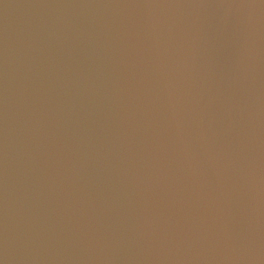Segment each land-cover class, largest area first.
I'll use <instances>...</instances> for the list:
<instances>
[{"label":"water","instance_id":"obj_1","mask_svg":"<svg viewBox=\"0 0 264 264\" xmlns=\"http://www.w3.org/2000/svg\"><path fill=\"white\" fill-rule=\"evenodd\" d=\"M0 264H264V0H0Z\"/></svg>","mask_w":264,"mask_h":264}]
</instances>
